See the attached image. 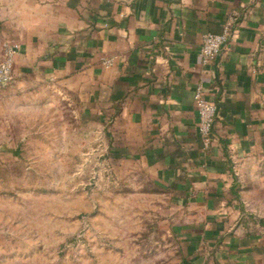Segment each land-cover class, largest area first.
Instances as JSON below:
<instances>
[{
	"label": "crops",
	"instance_id": "1",
	"mask_svg": "<svg viewBox=\"0 0 264 264\" xmlns=\"http://www.w3.org/2000/svg\"><path fill=\"white\" fill-rule=\"evenodd\" d=\"M225 32L205 64L203 37ZM8 48L18 53L0 86L1 145L14 142L18 116L62 103L97 122L122 170L167 194L183 263L237 264L256 250L235 228L238 172L264 152V0H0V60ZM199 87L218 106L211 150Z\"/></svg>",
	"mask_w": 264,
	"mask_h": 264
},
{
	"label": "rangeland",
	"instance_id": "2",
	"mask_svg": "<svg viewBox=\"0 0 264 264\" xmlns=\"http://www.w3.org/2000/svg\"><path fill=\"white\" fill-rule=\"evenodd\" d=\"M67 108L18 116L11 147L0 144V264L189 260L167 194L140 171L122 170L97 122L90 126ZM238 176L235 230L258 245L235 260L264 264V152ZM217 258L210 252L205 261Z\"/></svg>",
	"mask_w": 264,
	"mask_h": 264
},
{
	"label": "built area",
	"instance_id": "3",
	"mask_svg": "<svg viewBox=\"0 0 264 264\" xmlns=\"http://www.w3.org/2000/svg\"><path fill=\"white\" fill-rule=\"evenodd\" d=\"M229 32L223 34H206L203 37L201 55L203 62L208 64L220 56L229 43ZM17 48H8L5 57L0 60V86H7L13 81L14 62ZM195 102L199 115V136L205 150H211L214 145V128L218 115L217 104L209 101L202 87L196 90Z\"/></svg>",
	"mask_w": 264,
	"mask_h": 264
},
{
	"label": "water",
	"instance_id": "4",
	"mask_svg": "<svg viewBox=\"0 0 264 264\" xmlns=\"http://www.w3.org/2000/svg\"><path fill=\"white\" fill-rule=\"evenodd\" d=\"M181 264H185V263H181Z\"/></svg>",
	"mask_w": 264,
	"mask_h": 264
}]
</instances>
